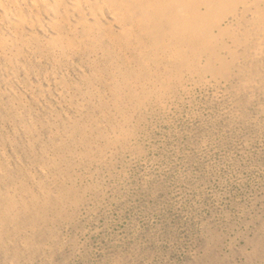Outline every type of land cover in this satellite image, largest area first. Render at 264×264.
<instances>
[{
  "label": "bare ground",
  "instance_id": "1",
  "mask_svg": "<svg viewBox=\"0 0 264 264\" xmlns=\"http://www.w3.org/2000/svg\"><path fill=\"white\" fill-rule=\"evenodd\" d=\"M195 90L264 131V0H0V264L71 261L146 125ZM260 205L234 237L207 225L183 264H264Z\"/></svg>",
  "mask_w": 264,
  "mask_h": 264
},
{
  "label": "rangeland",
  "instance_id": "2",
  "mask_svg": "<svg viewBox=\"0 0 264 264\" xmlns=\"http://www.w3.org/2000/svg\"><path fill=\"white\" fill-rule=\"evenodd\" d=\"M190 96L146 125L143 157L119 178L124 193L83 221L67 264H106L130 252L138 264H183L207 225L229 237L245 230L264 198V131L248 135L222 122L210 92Z\"/></svg>",
  "mask_w": 264,
  "mask_h": 264
}]
</instances>
